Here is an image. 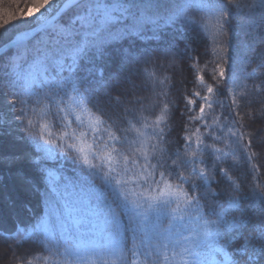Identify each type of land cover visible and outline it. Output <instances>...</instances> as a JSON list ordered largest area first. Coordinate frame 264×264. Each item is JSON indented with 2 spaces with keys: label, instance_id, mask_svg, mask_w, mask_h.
Returning a JSON list of instances; mask_svg holds the SVG:
<instances>
[{
  "label": "snow or ice",
  "instance_id": "1",
  "mask_svg": "<svg viewBox=\"0 0 264 264\" xmlns=\"http://www.w3.org/2000/svg\"><path fill=\"white\" fill-rule=\"evenodd\" d=\"M240 18L264 0L0 7V264H264V40L240 55Z\"/></svg>",
  "mask_w": 264,
  "mask_h": 264
},
{
  "label": "trees",
  "instance_id": "2",
  "mask_svg": "<svg viewBox=\"0 0 264 264\" xmlns=\"http://www.w3.org/2000/svg\"><path fill=\"white\" fill-rule=\"evenodd\" d=\"M35 0H17V3H13V0H0V7H10L12 10H16L17 7L31 8ZM242 3H247L249 0H241ZM236 26V34L230 36V43L236 46L237 51L240 55L244 54L245 45L253 40L255 37L257 41L264 40V27L259 24L255 27H249L248 22L244 18H240L234 22ZM264 51V43H257V53ZM11 177V174H8ZM12 191L11 179L9 181V186L4 190L3 195L6 197L8 192ZM41 193L43 189L40 190ZM29 202L31 207L39 212L43 207L41 196L32 193L29 195ZM21 219H27L21 213L19 215ZM18 220V214L16 211L10 210L3 201H0V231L11 230Z\"/></svg>",
  "mask_w": 264,
  "mask_h": 264
}]
</instances>
